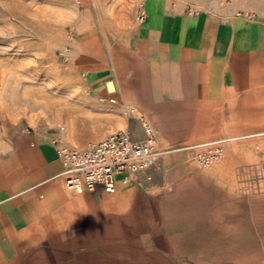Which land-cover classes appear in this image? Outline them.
Instances as JSON below:
<instances>
[{"label":"crops","instance_id":"obj_1","mask_svg":"<svg viewBox=\"0 0 264 264\" xmlns=\"http://www.w3.org/2000/svg\"><path fill=\"white\" fill-rule=\"evenodd\" d=\"M142 4L137 27L81 41L84 92L69 110L85 135L69 141L86 148L119 131L144 140L124 103L168 154L127 185L119 178L112 195H78L59 178L53 134L0 126V264H184L178 245L184 229L204 226L192 217L205 187L235 202L231 167L198 171L190 148L264 138V21Z\"/></svg>","mask_w":264,"mask_h":264},{"label":"rangeland","instance_id":"obj_2","mask_svg":"<svg viewBox=\"0 0 264 264\" xmlns=\"http://www.w3.org/2000/svg\"><path fill=\"white\" fill-rule=\"evenodd\" d=\"M174 8L208 11L223 19L248 13L264 21V0H168ZM143 0H0V126L13 131L22 124L29 132L46 130L67 146L85 135L72 124L70 112L84 92L82 67L86 48L81 41L96 33L137 27ZM112 38H117L112 34ZM108 43V41H106ZM65 49L68 51L65 53ZM64 53V55H62ZM109 90L113 91L109 83ZM83 117V116H80ZM64 127V131L60 130ZM89 135V133H86ZM94 134V133H91ZM70 140V141H69ZM264 157V138L233 143L220 164L231 167L235 202L205 187L204 202L194 219L204 226L184 229V264H264V193L243 194L237 188L241 171H250ZM200 196V195H198ZM195 221V220H194ZM196 223V221L194 222Z\"/></svg>","mask_w":264,"mask_h":264},{"label":"built area","instance_id":"obj_3","mask_svg":"<svg viewBox=\"0 0 264 264\" xmlns=\"http://www.w3.org/2000/svg\"><path fill=\"white\" fill-rule=\"evenodd\" d=\"M194 13L192 9L189 10ZM237 14L236 17H240ZM246 19L253 16L243 15ZM146 17L143 4H140L136 21L141 24ZM68 50L65 49V53ZM64 55V53H62ZM104 100H102L103 102ZM110 103H116L110 100ZM128 121L136 119L144 134V140H134L128 131H119L110 135L96 145L86 148L70 147L63 143L62 138L52 140L57 158L63 163L64 170L59 175L65 188L73 194L93 193L102 190L107 195L115 193L116 181L120 178L127 185L136 177L160 165V160L168 154V149H160L153 127L146 117L135 115L134 109L122 103ZM64 131V127H60ZM227 143L215 141L203 143L190 149L193 152L195 166L204 170L222 161L226 156ZM237 178V188L243 194L264 193V157L252 165L250 171Z\"/></svg>","mask_w":264,"mask_h":264},{"label":"bare ground","instance_id":"obj_4","mask_svg":"<svg viewBox=\"0 0 264 264\" xmlns=\"http://www.w3.org/2000/svg\"><path fill=\"white\" fill-rule=\"evenodd\" d=\"M110 91V90H109ZM110 92H113V91H110Z\"/></svg>","mask_w":264,"mask_h":264}]
</instances>
